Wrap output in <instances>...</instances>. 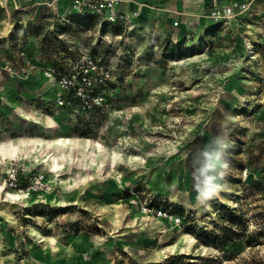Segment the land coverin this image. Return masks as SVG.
Masks as SVG:
<instances>
[{"label":"rangeland","instance_id":"1","mask_svg":"<svg viewBox=\"0 0 264 264\" xmlns=\"http://www.w3.org/2000/svg\"><path fill=\"white\" fill-rule=\"evenodd\" d=\"M71 15L68 0H0V264H264V233L244 241L264 231V0L233 29ZM18 39L47 62L88 49L108 70L102 105L57 107L53 81L5 72ZM216 154L224 190L199 204ZM134 189L179 224L140 212ZM223 226L239 236L210 244Z\"/></svg>","mask_w":264,"mask_h":264},{"label":"built area","instance_id":"2","mask_svg":"<svg viewBox=\"0 0 264 264\" xmlns=\"http://www.w3.org/2000/svg\"><path fill=\"white\" fill-rule=\"evenodd\" d=\"M127 1L129 0H68V11L69 14L94 17L100 22L117 23L126 18L127 14L121 5ZM249 6L250 0H221L212 4L205 16L213 23L226 26L240 17ZM132 14H137V11H132ZM62 35L57 34L56 38L60 39ZM29 47V41L23 43L18 39L15 47L10 50L11 55L3 62V70L10 75H36L53 81L56 85L54 105L57 107H76L81 111H89L102 105L103 96L99 90L105 82L108 70L100 68L96 58L88 53V49L79 48L75 56L61 57L62 60L53 54L52 58L57 61L47 62L36 56L35 51ZM15 175L17 169L12 167L9 171V177L12 178L8 182L14 187L17 186ZM18 189L23 190L24 187L18 186ZM130 193L129 200L140 212L179 224L180 216L170 207L164 206L160 196L146 193L142 197L139 194L144 192L135 189L130 190Z\"/></svg>","mask_w":264,"mask_h":264},{"label":"crops","instance_id":"3","mask_svg":"<svg viewBox=\"0 0 264 264\" xmlns=\"http://www.w3.org/2000/svg\"><path fill=\"white\" fill-rule=\"evenodd\" d=\"M221 0H129L121 5L122 10L128 16L137 11L131 21L136 24H144L157 32L169 30L173 27V21L178 20L179 27H183L188 21L200 19V24L206 18L210 6ZM241 18L232 20L224 26L233 29Z\"/></svg>","mask_w":264,"mask_h":264},{"label":"clouds","instance_id":"4","mask_svg":"<svg viewBox=\"0 0 264 264\" xmlns=\"http://www.w3.org/2000/svg\"><path fill=\"white\" fill-rule=\"evenodd\" d=\"M229 145L221 144V148H227ZM219 161V154L215 156H209L208 162L204 165V167L200 170V174L202 176V180L200 185L195 189L197 195L196 200L199 204H206L208 201L217 197L221 191L224 190V184L217 181V177L211 175L210 173L215 170L216 164ZM224 167H228V165H224ZM226 175H221L219 177L220 180H225Z\"/></svg>","mask_w":264,"mask_h":264},{"label":"trees","instance_id":"5","mask_svg":"<svg viewBox=\"0 0 264 264\" xmlns=\"http://www.w3.org/2000/svg\"><path fill=\"white\" fill-rule=\"evenodd\" d=\"M71 16L72 17L73 16L82 17V16L75 15V14H73ZM83 17H90V16H83ZM59 30H61V29H59ZM42 39L45 40L44 37ZM42 43H44V42L42 41ZM30 44H31V42H30ZM30 47L32 48V45H30ZM225 212H226L225 216H229V215L231 216L228 219L229 223L235 224L236 226H238V228H241V224L243 223V220H244L242 217L243 215H241L240 213H235L236 209L233 207L232 208H226ZM261 233H264V231H257V232H253L252 234L245 235V239H244L245 243L248 245H253V244L259 243L257 235L261 234ZM211 234H212L211 238L208 241L210 242V244L218 245L219 247H222L227 240L232 239L233 234L236 236L237 235L239 236V233L236 230H231L230 226L229 227L223 226L221 233L212 232Z\"/></svg>","mask_w":264,"mask_h":264},{"label":"bare ground","instance_id":"6","mask_svg":"<svg viewBox=\"0 0 264 264\" xmlns=\"http://www.w3.org/2000/svg\"><path fill=\"white\" fill-rule=\"evenodd\" d=\"M245 42L248 44L249 42H248V40H245ZM12 149V148H11ZM15 149V148H14ZM14 149L12 150V151H14ZM10 150H9V148L8 149H5V150H3V151H1L0 152V157H4L5 155H8V154H10Z\"/></svg>","mask_w":264,"mask_h":264}]
</instances>
